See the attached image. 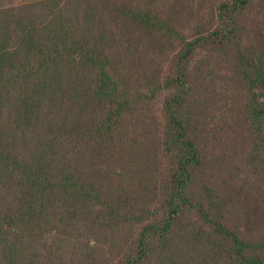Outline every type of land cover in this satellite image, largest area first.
Wrapping results in <instances>:
<instances>
[{
    "label": "trees",
    "instance_id": "16d2710c",
    "mask_svg": "<svg viewBox=\"0 0 264 264\" xmlns=\"http://www.w3.org/2000/svg\"><path fill=\"white\" fill-rule=\"evenodd\" d=\"M263 6L0 7V264H264V220L251 228L202 121L222 68L241 162L264 181V46L244 32Z\"/></svg>",
    "mask_w": 264,
    "mask_h": 264
},
{
    "label": "rangeland",
    "instance_id": "374dc122",
    "mask_svg": "<svg viewBox=\"0 0 264 264\" xmlns=\"http://www.w3.org/2000/svg\"><path fill=\"white\" fill-rule=\"evenodd\" d=\"M26 1L31 0H0V7L15 6ZM138 1L139 3L146 2V0ZM168 1L171 3L173 0ZM134 2H137V0H134ZM165 5L169 10V4L166 3ZM181 5L184 8H188L187 6H198L195 3H185ZM262 11H264V6L261 8L260 14L252 15L244 22V32L247 35V39L249 41L248 44L252 46H264V12L262 13ZM188 13L189 10H180L178 12V14L183 17L187 16ZM179 24L185 25L181 22ZM176 28L181 35L187 36V39L191 37L190 32H186L183 28L179 29L178 26H176ZM174 36L176 37L177 35ZM199 55L202 56L203 52H199ZM171 59L172 54L169 50L165 56L164 76L171 75ZM215 73L217 77L215 94L218 95L216 99H219V101L217 105L213 106L214 108L212 107L209 109L210 113H208L202 121L205 122V125L209 130L215 129V131H218L222 129L219 132L213 133L215 134L214 137H216L215 144L218 145L216 151H214V158L220 156V159L217 161L220 164L222 162L226 163L230 161L227 180L229 183H233L234 185L235 192H233V196L240 197V210H243L244 214L250 220L251 228L256 230L262 220H264V200L260 197L262 186L258 190L256 187L258 183H264V181H262V177L258 171H256V168H254V170H249V168L241 162L243 155L239 154L240 152L244 153L248 142L246 130L240 126H234V124L229 123L231 117L229 116L228 111L232 109L231 100L234 96L227 92L229 88L227 84L228 78L226 74H223L224 72L222 71V68L220 70L216 69ZM256 93H259L262 96L261 99L264 101V90L257 89ZM163 95L165 96V92ZM154 110L157 114L160 110L159 103L154 106ZM222 177H219L217 183H223Z\"/></svg>",
    "mask_w": 264,
    "mask_h": 264
},
{
    "label": "water",
    "instance_id": "95a60500",
    "mask_svg": "<svg viewBox=\"0 0 264 264\" xmlns=\"http://www.w3.org/2000/svg\"><path fill=\"white\" fill-rule=\"evenodd\" d=\"M258 96L261 98L262 96L258 93Z\"/></svg>",
    "mask_w": 264,
    "mask_h": 264
}]
</instances>
